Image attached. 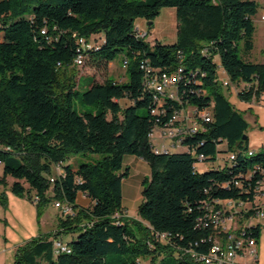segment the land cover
Returning a JSON list of instances; mask_svg holds the SVG:
<instances>
[{
	"label": "trees",
	"instance_id": "1",
	"mask_svg": "<svg viewBox=\"0 0 264 264\" xmlns=\"http://www.w3.org/2000/svg\"><path fill=\"white\" fill-rule=\"evenodd\" d=\"M165 6L176 8V42L151 45L135 20L153 21ZM259 8L256 0H0V185L12 177L10 190L37 197L38 208L61 201L75 210L60 215L56 231L20 245L14 264H143V258H150L148 264H195L181 250H207V244L194 245L204 234L197 229L204 202L246 198L233 181L246 182L248 168L264 165V149L246 157L249 123L218 82L216 61L240 87L241 100L264 94V62L250 59ZM94 37L90 48L80 42ZM125 49L128 81L94 79L80 91L78 79L63 77L81 53L104 69ZM143 61L155 72L182 66L181 102L156 99L144 83ZM182 104L212 106L208 130L187 136L183 151L155 152L149 133ZM222 142L238 154L218 167L213 160ZM193 150L206 155V171L195 165ZM87 153L103 156L77 169L64 164ZM125 155L150 166L140 219L123 207L122 184L130 174ZM54 166L63 168L57 176ZM81 195L88 205L78 202ZM262 230L258 223L248 234L258 240ZM155 232L169 233V243ZM63 234L71 235L70 252H56L54 241Z\"/></svg>",
	"mask_w": 264,
	"mask_h": 264
},
{
	"label": "built area",
	"instance_id": "2",
	"mask_svg": "<svg viewBox=\"0 0 264 264\" xmlns=\"http://www.w3.org/2000/svg\"><path fill=\"white\" fill-rule=\"evenodd\" d=\"M261 19L264 20V15ZM45 32L46 30H42V33ZM80 42L89 48L94 44V42H86L83 38L80 39ZM86 60L87 55L81 53L76 57L75 64L82 66ZM141 68L144 70L146 87L154 90L158 101L162 102L165 98L170 97L181 102L178 93L179 82L183 74L181 65L172 72H155L148 63L143 61ZM222 71L225 75L226 72L223 68ZM217 80L223 87L232 85L228 77L220 78L219 73ZM248 87L250 88V85ZM261 98H264V94L261 95ZM213 117L214 108L212 106L199 109L196 106L182 104V107L172 114L164 126L156 127L149 133L153 149L155 152H168L172 149L185 147L184 139L199 131L206 132ZM156 130L160 132V141L158 142H154ZM218 150L213 160V164L218 167L230 165L237 158L238 150L228 149L226 142L218 144ZM256 152L254 148L248 146L246 157L250 158ZM193 153L196 156L195 165L207 162L205 154L196 153L194 150ZM243 177L246 182L242 183L237 179L233 182L243 189L247 194L246 198L212 197L204 202L203 215L197 220V229L203 231L204 234L200 239L194 241V245L207 244V250L198 251L194 247L181 250L183 254L190 255L195 264H254L258 258V240L248 234V231L251 226L262 224L264 220V165L257 163L248 168L243 173ZM51 181H54V178H51ZM222 185L229 188L231 183L225 181ZM36 200L38 201L37 197ZM54 204L60 208L63 215L74 213L72 204L69 202L56 201ZM154 235L162 242L169 243V233L155 232ZM54 244L56 252L71 251L70 246L62 239H55ZM249 259H253V262H250Z\"/></svg>",
	"mask_w": 264,
	"mask_h": 264
},
{
	"label": "rangeland",
	"instance_id": "3",
	"mask_svg": "<svg viewBox=\"0 0 264 264\" xmlns=\"http://www.w3.org/2000/svg\"><path fill=\"white\" fill-rule=\"evenodd\" d=\"M260 4L259 11L254 16L256 31L254 34V55L259 61L264 56V20L261 19V13L264 10V0H256ZM150 23L149 20L138 17L135 24L142 37L149 44L153 45L156 42L164 44H173L177 38V17L175 7H162L160 14ZM96 37L90 39V42H95ZM127 50L119 53L116 58L109 63L107 68H98L92 65L88 59L85 64L66 70L63 74L64 79L73 77L79 80L78 88L80 91L87 90L94 79L103 81L106 77L119 81H128L129 75L127 69L124 67V59ZM251 57V56H250ZM218 62V73L220 78L225 75L220 65V60L216 57ZM223 91L227 96L235 100L239 98L238 93L240 87L235 84L223 87ZM75 105L80 107V100L76 99ZM264 108V107H263ZM262 111V121H264V109ZM255 114L247 115L246 120L249 123L247 135L250 140H262L264 142V126L255 122ZM154 142L160 141V132H154ZM184 148H176L172 151L180 152ZM102 154H73L65 162V165H70L77 169L82 163L95 162L102 158ZM208 163H198L196 166L199 171L204 172L207 169ZM129 167L130 174L123 180V207L128 213L129 217L139 218V206L143 200V181L150 176V166L147 162L138 160L136 155H125L124 168ZM63 168L53 167V176L61 173ZM1 173V167H0ZM12 177H8L7 182L10 185L13 182ZM0 185V264H14L17 248L25 244L27 241L38 237L42 234L56 231L58 227L59 217L61 211L56 207L54 202H49L46 205L38 208L36 197L32 199L28 195L15 194L10 190V187ZM78 201L85 206L87 198L80 196ZM75 214L74 213L72 215ZM144 224L146 221L143 222ZM71 239L70 234H63L62 240L66 242ZM150 258H143L142 263L148 264Z\"/></svg>",
	"mask_w": 264,
	"mask_h": 264
},
{
	"label": "crops",
	"instance_id": "4",
	"mask_svg": "<svg viewBox=\"0 0 264 264\" xmlns=\"http://www.w3.org/2000/svg\"><path fill=\"white\" fill-rule=\"evenodd\" d=\"M262 15H264V10L261 13V17H262ZM252 51H254V48ZM250 56H251L250 59L254 62H257V63L264 62V56L262 57L261 61H259V59H257L258 57L256 55H254V52H251ZM225 78H227L226 74H225ZM230 100L235 104V106L238 109H240L244 112L245 118L247 115L255 114V119H254L255 122L259 123L261 126H264V121H262V111H261V109H264L263 108L264 107V98L257 97L255 95V96H253V98L250 101L241 100L240 97L239 98L237 97V99H235V100H232V99H230ZM249 146L254 148L256 151H259L261 149H264V142L262 140H258V139H255V140L249 139ZM138 160L146 162L141 157H138ZM122 189H123V184H122ZM49 194H52V193L49 192ZM88 202L89 201L87 199V204H85V206L88 205ZM127 215H128V213H127ZM262 226H263V230H262L261 236L257 242L258 258L256 259L254 264H264V220L262 221ZM61 238H63V236H61ZM249 261L253 262V259H249Z\"/></svg>",
	"mask_w": 264,
	"mask_h": 264
},
{
	"label": "water",
	"instance_id": "5",
	"mask_svg": "<svg viewBox=\"0 0 264 264\" xmlns=\"http://www.w3.org/2000/svg\"><path fill=\"white\" fill-rule=\"evenodd\" d=\"M150 23H153L152 21H150ZM246 137V136H245Z\"/></svg>",
	"mask_w": 264,
	"mask_h": 264
}]
</instances>
